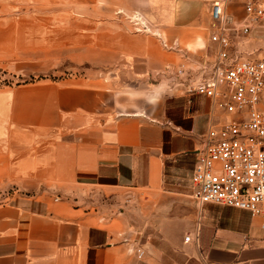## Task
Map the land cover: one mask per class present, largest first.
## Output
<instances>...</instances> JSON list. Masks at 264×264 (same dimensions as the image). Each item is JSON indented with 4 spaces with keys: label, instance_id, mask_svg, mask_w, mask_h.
Masks as SVG:
<instances>
[{
    "label": "crops",
    "instance_id": "0c3cea01",
    "mask_svg": "<svg viewBox=\"0 0 264 264\" xmlns=\"http://www.w3.org/2000/svg\"><path fill=\"white\" fill-rule=\"evenodd\" d=\"M214 1L245 17V0H73L86 14L65 46L114 76L0 89V183L17 188L0 202V264H264L258 218L191 197L196 154L222 114L164 78L215 59ZM117 11L150 34L122 31ZM235 43L263 58L264 25ZM149 74L164 85L135 89Z\"/></svg>",
    "mask_w": 264,
    "mask_h": 264
},
{
    "label": "built area",
    "instance_id": "2783aa9c",
    "mask_svg": "<svg viewBox=\"0 0 264 264\" xmlns=\"http://www.w3.org/2000/svg\"><path fill=\"white\" fill-rule=\"evenodd\" d=\"M244 12L243 20L237 21L222 3L212 2L210 17L215 27L210 41L217 46L215 59L198 69L180 65L170 81L187 94L207 98L212 110L222 114L209 126L203 148L196 154L193 201L198 206L214 204L247 211L264 230V111L259 107L264 57L245 58L235 43L253 27L264 25V5L245 0ZM124 14L117 11V15ZM132 19L135 26L149 32L139 14Z\"/></svg>",
    "mask_w": 264,
    "mask_h": 264
},
{
    "label": "rangeland",
    "instance_id": "374dc122",
    "mask_svg": "<svg viewBox=\"0 0 264 264\" xmlns=\"http://www.w3.org/2000/svg\"><path fill=\"white\" fill-rule=\"evenodd\" d=\"M72 1L0 0V89L59 82L89 73H98L105 79L114 76L113 69L98 70L96 65L76 60V54L80 52L65 46L76 31L75 20L86 14L80 5L71 4ZM133 15H116L121 19V30L129 34H150L141 25L135 26ZM141 21L145 22L144 19ZM174 72L164 78L171 80ZM131 83L139 90L164 85L155 74L137 77ZM167 84L170 87L171 81ZM16 190L14 185L0 183V202L6 201Z\"/></svg>",
    "mask_w": 264,
    "mask_h": 264
}]
</instances>
